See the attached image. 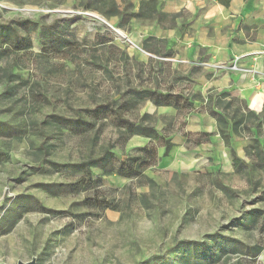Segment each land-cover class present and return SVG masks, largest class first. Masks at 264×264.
<instances>
[{"label": "rangeland", "instance_id": "rangeland-1", "mask_svg": "<svg viewBox=\"0 0 264 264\" xmlns=\"http://www.w3.org/2000/svg\"><path fill=\"white\" fill-rule=\"evenodd\" d=\"M117 22L77 0H0V264H264V169L147 168L151 181L87 171L107 149L135 154L142 139H125L126 122L169 138L185 120L135 94L173 83L139 59L163 44L134 34L154 21ZM227 107L248 134L257 115Z\"/></svg>", "mask_w": 264, "mask_h": 264}, {"label": "crops", "instance_id": "crops-1", "mask_svg": "<svg viewBox=\"0 0 264 264\" xmlns=\"http://www.w3.org/2000/svg\"><path fill=\"white\" fill-rule=\"evenodd\" d=\"M130 1L137 10L142 0ZM160 1L162 13L177 17L170 27L155 21L135 27L134 34L141 43H146L149 38L163 42L160 49L158 47L160 51L152 50L151 46L144 50L150 56L140 54L139 59L146 62L154 58L159 61L161 71L169 68L171 87L157 90L182 94L192 107L178 110L153 105L162 117L183 112L185 120L178 131L165 137L172 144L166 155L165 147L157 146V162L150 168L173 166L176 172L192 168L200 170L198 166L204 162L207 171L225 169L227 173H246L248 176L256 169H264V118L251 126L248 134H242L240 125L236 131L231 128V119L226 114L229 111L227 103L236 100L241 114L253 112L259 115L263 110L264 0H229L227 6L216 0ZM234 63L239 69H232ZM221 93H228V96L221 98ZM211 112L224 115L229 122L225 138L220 135ZM202 133L209 136H199ZM193 135L203 140L192 142ZM139 138L141 143L132 150L150 144L148 138ZM253 139L259 148L258 154L252 147ZM189 143L191 147H188ZM233 155L240 161V169L235 168ZM200 158L202 160L198 161ZM214 160L218 164L214 165ZM210 161L213 163L209 164Z\"/></svg>", "mask_w": 264, "mask_h": 264}, {"label": "trees", "instance_id": "trees-1", "mask_svg": "<svg viewBox=\"0 0 264 264\" xmlns=\"http://www.w3.org/2000/svg\"><path fill=\"white\" fill-rule=\"evenodd\" d=\"M79 1V7L84 10L95 11L99 14L105 15L108 18L117 17L119 26L123 23H128L132 19L135 18H145L150 19L151 21H155L160 23V21H164L163 19L171 18L174 20L177 15H169L161 12L162 2L160 0H142L139 3L137 8V12L134 11V5L130 2V0H120L122 6H120L116 0H77ZM217 2L221 3L224 6H227L229 0H216ZM148 40H155L154 38H149ZM145 45L143 44V48ZM146 50V49H145ZM138 100L147 99L152 102L155 106H166L172 107L178 110H186L192 107V103L184 97L182 94H174L171 92H160L158 90H139L136 93ZM221 98L228 96V93H221L219 95ZM230 104L227 103V106ZM211 115L216 118L218 126L223 125L224 128H219L220 135L225 138L226 136V129L228 125V121L226 117L220 113L211 112ZM231 120L232 118L229 117ZM260 118H264V106L262 112L257 115V121ZM232 123L231 128L236 131L237 126H239V121H230ZM126 125H121L120 127L124 128L127 131L126 140L130 139L133 136H142L149 138L152 140L160 141L165 147V155L168 153L169 149L171 148L172 144L169 140H165L164 137L160 136L154 129H150L148 127H143L140 124H131L125 123ZM256 126V125H255ZM221 127V126H220ZM199 136L208 137V133H202ZM201 138H199L196 142H200ZM253 148L258 154L259 148L256 147V140L253 139ZM143 154V155H141ZM233 164L235 168L240 169V161L232 156ZM0 162L1 158H0ZM157 162V152L156 147L144 146L139 148L134 155L130 156L127 155L124 159H116L113 153L110 150H105L98 158L90 159L89 162L86 164L87 171L90 172L91 168L98 167L101 169V174L103 176L109 175H117L124 178H128L131 180L144 178L149 181V179L145 174L144 171L147 168L152 167ZM223 188V187H222ZM226 190L227 188L224 187ZM228 190V189H227ZM112 210H116V207H112ZM249 215L246 219L248 220H255L257 219L256 215H261L259 211L252 210L248 212ZM262 221L264 222V217H262ZM255 248L251 249L254 250ZM257 249V248H256ZM255 249V250H256Z\"/></svg>", "mask_w": 264, "mask_h": 264}, {"label": "water", "instance_id": "water-1", "mask_svg": "<svg viewBox=\"0 0 264 264\" xmlns=\"http://www.w3.org/2000/svg\"><path fill=\"white\" fill-rule=\"evenodd\" d=\"M17 264H35V261L34 260H30L28 262H21V261H19Z\"/></svg>", "mask_w": 264, "mask_h": 264}, {"label": "built area", "instance_id": "built-area-1", "mask_svg": "<svg viewBox=\"0 0 264 264\" xmlns=\"http://www.w3.org/2000/svg\"><path fill=\"white\" fill-rule=\"evenodd\" d=\"M232 69H239L236 65V63L233 64Z\"/></svg>", "mask_w": 264, "mask_h": 264}]
</instances>
